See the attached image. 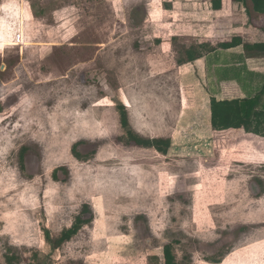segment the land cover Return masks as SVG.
I'll use <instances>...</instances> for the list:
<instances>
[{
    "label": "rangeland",
    "instance_id": "1",
    "mask_svg": "<svg viewBox=\"0 0 264 264\" xmlns=\"http://www.w3.org/2000/svg\"><path fill=\"white\" fill-rule=\"evenodd\" d=\"M216 15L245 12L0 0V264H162L173 241L178 261L264 264V137L211 125L236 35ZM189 48L202 59L180 65ZM121 104L137 133L172 139L167 154L127 142Z\"/></svg>",
    "mask_w": 264,
    "mask_h": 264
},
{
    "label": "trees",
    "instance_id": "2",
    "mask_svg": "<svg viewBox=\"0 0 264 264\" xmlns=\"http://www.w3.org/2000/svg\"><path fill=\"white\" fill-rule=\"evenodd\" d=\"M222 1V0H221ZM234 5H238L241 10L245 9L246 15H249L251 21H258L260 15H264V0H230ZM220 46L224 49L235 46L231 43H222ZM247 54L256 52L258 55H264V43L260 44H245ZM252 51V52H251ZM187 59H180L178 63L184 64L194 62L203 57V52H199L194 48H189L186 51ZM121 114V123L125 128L128 136V143L142 147L155 148L163 154H167L172 146L171 138H145L137 133L132 127L128 117L126 105H119ZM211 125L215 132H235L243 131L248 135H259L264 137V85L262 89L253 97L243 99H217L211 98ZM77 157H80L74 149ZM84 222L80 217L74 225L66 229L60 237L58 243H63L75 235L81 228ZM176 242V241H175ZM164 262L162 264H193L192 258L185 256L183 261H178L174 252V241L166 243L163 247ZM14 257L7 256V262L10 264ZM218 264L219 261H211Z\"/></svg>",
    "mask_w": 264,
    "mask_h": 264
},
{
    "label": "crops",
    "instance_id": "3",
    "mask_svg": "<svg viewBox=\"0 0 264 264\" xmlns=\"http://www.w3.org/2000/svg\"><path fill=\"white\" fill-rule=\"evenodd\" d=\"M221 1V0H220ZM231 2V1H230ZM232 3V2H231ZM233 4V3H232ZM234 5V4H233ZM245 12V9L243 8ZM227 16L228 19H227ZM233 15H216V21H225L231 20ZM230 18V19H229ZM239 18H242L241 21ZM235 22V23H233ZM230 25L225 26L231 27V31L235 32L236 35H233L228 41L221 40V43H231L235 46L224 49L225 51H229L232 53L231 56V66L229 71L225 68L224 70V78L228 83H231L232 86V97L229 98H217L221 99H243L246 97L255 96L264 85V55H258L256 52L252 54H247L244 48L245 44H260L264 43V15H260L258 21H251L249 15H240V17H236ZM241 23V24H240ZM223 30H217V33L222 32ZM242 41V43H240ZM252 52V51H251ZM220 56V53L218 54ZM199 58L197 60H200ZM196 61V60H195ZM225 65V63H224ZM230 75H226V74ZM241 77V78H240ZM247 81L246 85H242V87L237 84L239 80ZM230 81V82H229ZM234 95V96H233ZM215 97V96H214ZM210 109H211V100H210Z\"/></svg>",
    "mask_w": 264,
    "mask_h": 264
},
{
    "label": "built area",
    "instance_id": "4",
    "mask_svg": "<svg viewBox=\"0 0 264 264\" xmlns=\"http://www.w3.org/2000/svg\"><path fill=\"white\" fill-rule=\"evenodd\" d=\"M19 39L21 40V35L18 36V40H19Z\"/></svg>",
    "mask_w": 264,
    "mask_h": 264
}]
</instances>
